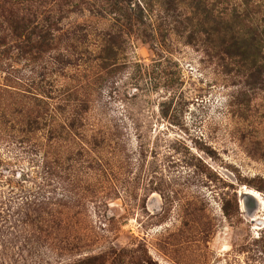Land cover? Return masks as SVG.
Here are the masks:
<instances>
[{
    "label": "rangeland",
    "instance_id": "obj_1",
    "mask_svg": "<svg viewBox=\"0 0 264 264\" xmlns=\"http://www.w3.org/2000/svg\"><path fill=\"white\" fill-rule=\"evenodd\" d=\"M139 1L0 0V264H264V90Z\"/></svg>",
    "mask_w": 264,
    "mask_h": 264
},
{
    "label": "trees",
    "instance_id": "obj_2",
    "mask_svg": "<svg viewBox=\"0 0 264 264\" xmlns=\"http://www.w3.org/2000/svg\"><path fill=\"white\" fill-rule=\"evenodd\" d=\"M117 1L125 3L119 13L145 25L144 4L135 0L132 7L133 0ZM163 4L167 13L177 17L172 30L180 31L187 44L213 54L226 72L264 90V0H165ZM23 124L27 132L41 129L36 117H28ZM41 124L44 128L52 123ZM66 126L65 122L57 124L60 132Z\"/></svg>",
    "mask_w": 264,
    "mask_h": 264
}]
</instances>
